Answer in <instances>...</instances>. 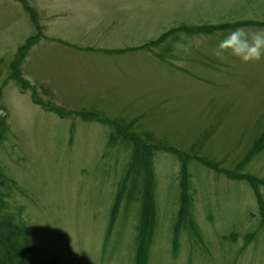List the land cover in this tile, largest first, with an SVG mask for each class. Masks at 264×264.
Wrapping results in <instances>:
<instances>
[{
  "label": "rangeland",
  "instance_id": "rangeland-1",
  "mask_svg": "<svg viewBox=\"0 0 264 264\" xmlns=\"http://www.w3.org/2000/svg\"><path fill=\"white\" fill-rule=\"evenodd\" d=\"M24 1L31 11L23 0H0V167L14 180L3 209L32 235L33 261L264 264V183L256 195L240 174L202 163L233 170L240 162L236 171L264 179V139L252 143L264 124V56L214 55L231 30L264 29V0ZM237 20L261 23L178 29ZM124 130L149 147L153 226L142 257L130 175L117 193L131 155ZM170 144L197 156L182 169ZM182 189L196 233L179 214Z\"/></svg>",
  "mask_w": 264,
  "mask_h": 264
},
{
  "label": "trees",
  "instance_id": "trees-1",
  "mask_svg": "<svg viewBox=\"0 0 264 264\" xmlns=\"http://www.w3.org/2000/svg\"><path fill=\"white\" fill-rule=\"evenodd\" d=\"M24 2L25 1L23 0L22 3ZM26 8L29 11H31V8H28L27 6ZM31 21H33L32 23L34 27L38 28V31H39L38 23L36 22V17H33ZM259 23L261 22H258L255 20H237V21L214 23V24H196V25H186V26L185 24H182V26H180V28L178 29L184 30V31L185 29H188L187 32L189 33L190 31H192L193 33L194 32H210L218 28H232V27H235L237 25H242V24L246 25V24H259ZM169 30L170 29L163 31L162 33L158 35L157 38L151 39L141 45L148 44V43L151 45L156 44L157 42L163 40L166 37V35L169 34L167 33L169 32ZM38 31L36 33V36L39 35ZM26 42L29 44L31 41L29 39H26ZM84 47L85 49H92V48H88L90 46L88 47L84 46ZM141 47H144V46H141ZM119 48L122 52L130 47H119ZM99 49H102V51H105L108 53L115 51L113 48L111 49L107 47H101ZM47 104L48 106H46ZM47 104H45L46 107L44 109L51 110L59 115L62 114L61 109L58 106H55L52 103H47ZM64 111H68V110L65 109ZM71 112L72 111H70V113ZM75 112L85 113L84 110H76ZM1 117H3V115ZM130 119L132 121L134 120V118H130ZM100 120L108 121V120H103V119H100ZM120 120L122 119H118L119 123H120ZM0 125H1L0 140H1L4 138L3 132H5L7 126L2 119H0ZM125 126L126 124H124L123 126L121 125L123 129L125 128ZM126 134L128 135L126 136ZM144 134L149 136L148 133H144ZM121 135H122L121 137H122L123 142L129 145V149H130L129 154L131 155L128 157V161L126 163L127 167H126V170L123 176L121 177L120 185H118V188H117L118 189L117 193H121L123 191V188L130 187V185H134L135 188L139 189L138 192H135L136 194H139V198L138 200H135L136 205H137V215H136V222L134 223L135 224L134 229H135V234H136L135 238L137 239V243L140 242L139 245H136V250L137 251L139 250V252L141 251L139 254L142 257L144 254V250L147 249L149 246V242L152 237V226H153L152 225L153 216L151 217V215L153 212L152 207H153L154 201H153L151 190H150L152 188V183H150L151 182L150 179H152V175H151L152 171L150 169L149 162H147L149 155L146 154V148L149 149V147H147L148 141L145 139H143V141L137 139L135 137V133L133 130L132 131L124 130V132ZM262 138L264 139V124L262 125L257 135L253 137V140H252L253 145L256 144L258 141H260ZM167 150L170 151L171 153L172 152L176 153L177 156H181L180 159L182 162L180 166L182 167V169L187 159L196 158L197 156L195 154H191L190 156V154L188 155L186 154V152H185V155H181V151H179L177 147L171 144L167 145ZM201 159L203 158L201 157ZM202 163L207 168H213L216 171L219 170L222 173H225L224 175H226L229 178L237 177V174H240L241 177H243L250 183L249 185L256 192V195H257V188H256L257 184L261 182L264 183V179H258L257 177L253 176L252 174L248 172L236 171L239 169L237 168L238 166L241 167L240 162L239 164L237 162V166L233 170L232 169L230 170L220 169L218 168L217 165H214L213 162H209L208 159L206 161L204 160ZM149 171H150V174H149ZM127 176L129 177L127 178ZM126 178L130 180V185L124 184V181ZM13 182L14 180H12L11 177H9L0 167V264H36L32 258V235H30L25 230L26 226L24 223H22L21 221L19 222L17 219H15L14 215L11 212L4 211L3 209L4 207L3 202L5 201L4 197L6 194L5 191H3V189H7L9 187V184ZM182 183H183L182 184V187H183L185 183V179L182 180ZM180 196H181V199H180L178 208L180 207L179 214L183 216L182 219L185 222V228H187L189 225L190 229L194 230L192 233H196L195 223L193 219L190 216H188V209H189L188 205H190L189 195L185 193V191L182 189ZM181 202L185 205V209H184V205L181 204ZM257 202L259 205V211H258L259 223H261L264 228V207H263L264 197L263 196L261 197L258 195ZM148 216L150 218L149 219L150 224H148ZM247 233H249V231L244 233V237L247 236ZM174 242L175 240H173V243ZM137 259L139 258L137 257V254H136L135 263H137L136 262ZM51 264H54V263H51Z\"/></svg>",
  "mask_w": 264,
  "mask_h": 264
},
{
  "label": "clouds",
  "instance_id": "clouds-1",
  "mask_svg": "<svg viewBox=\"0 0 264 264\" xmlns=\"http://www.w3.org/2000/svg\"><path fill=\"white\" fill-rule=\"evenodd\" d=\"M201 41H197V46ZM225 52L239 58L242 62L259 61L264 56V29L249 31L243 27L231 30L219 41L214 55L222 57Z\"/></svg>",
  "mask_w": 264,
  "mask_h": 264
},
{
  "label": "bare ground",
  "instance_id": "bare-ground-1",
  "mask_svg": "<svg viewBox=\"0 0 264 264\" xmlns=\"http://www.w3.org/2000/svg\"><path fill=\"white\" fill-rule=\"evenodd\" d=\"M47 102V101H46ZM116 118V117H115ZM114 120V119H113Z\"/></svg>",
  "mask_w": 264,
  "mask_h": 264
}]
</instances>
